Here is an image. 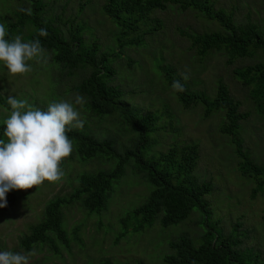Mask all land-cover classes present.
Segmentation results:
<instances>
[{"label":"rangeland","instance_id":"1","mask_svg":"<svg viewBox=\"0 0 264 264\" xmlns=\"http://www.w3.org/2000/svg\"><path fill=\"white\" fill-rule=\"evenodd\" d=\"M29 1L0 0V23L9 30V25L16 21L14 13L29 8ZM210 1L214 9L231 14L236 22L250 21L264 28V0ZM104 3L105 0H40L42 20H49L67 41L69 32L77 29L84 44L95 42L97 57L108 58L113 74L106 84L118 91L119 103L130 112L156 118L137 152L140 161L129 158L122 174L111 184L105 207L98 213H87L78 201L70 200L77 187V177L110 170L114 160L102 156L81 159L73 146L72 155L61 164L65 175L60 181H45L24 194L11 190L15 196L13 205L0 210V251L35 250L30 264H101L103 261L164 264L162 257L170 253V241L185 235L196 245L209 226L238 242L236 248L248 257V264H264V184L257 189L259 179L238 172L235 147L220 131L226 124L224 113L214 111L204 117L199 104L183 108L163 72L168 70L171 80L180 78L188 92L202 93L209 99L215 96L218 84L224 85L229 97L237 103V112L247 115L238 122L235 131L240 152L252 163L264 166V104L260 107L253 97L252 84L244 83L234 74V70L256 59L247 57L228 62L224 55L215 52L198 57L186 35L210 33L217 26L196 11L180 10L176 6L150 12L135 31H126L121 36L120 30L102 12ZM31 30L26 24L19 32L8 31L9 39L20 35L26 42ZM27 63L32 67L31 72L12 75L0 62V98L6 102L5 107L0 105V125H4L11 113L6 100L9 95L27 99L42 110L52 102H74L77 93L73 88L90 72L88 67H81L69 73L53 64L48 52L46 62ZM185 72L189 76L187 81L181 75ZM76 107L85 124L82 130H73L110 142L119 154L125 150L135 152L136 136L118 114H95L87 102ZM190 144L197 146L191 174L211 187L201 198L206 213L194 209L183 222L168 227H162L159 218H155L149 226L133 231L137 221L123 220L150 192L138 166L154 162L169 148ZM54 198L70 200L60 208L66 245L51 238L53 248L36 244L28 251L23 250L19 240L28 234L30 226L43 219L44 206ZM122 231H125L123 235Z\"/></svg>","mask_w":264,"mask_h":264},{"label":"trees","instance_id":"2","mask_svg":"<svg viewBox=\"0 0 264 264\" xmlns=\"http://www.w3.org/2000/svg\"><path fill=\"white\" fill-rule=\"evenodd\" d=\"M29 2L32 14L28 15L23 11L15 12V24H10L8 31L17 29L19 32L28 24L32 30L28 33L26 42L39 39L50 54L53 64L69 73L81 67H88L89 74L77 82L73 88L74 91L87 98V106L95 114H118L122 123L136 136L133 147L135 152L125 150L119 154L108 141L97 140L73 129L67 133L76 154L81 159L102 156L114 160L110 170L80 174L77 177V187L70 197V200L78 201L80 207L87 213H98L105 207L111 184L122 174L127 160L134 158L135 162L140 161L137 152L146 134L151 131L156 118L150 114L138 115L130 112L119 103L118 91L106 84V80L113 74L108 67V58L106 55L97 57L98 48L95 42L89 45L84 44L77 29L75 32H69L68 41L63 39L60 33L50 25L49 20H42L40 0ZM167 6H176L180 10L191 9L217 26V30L210 33L186 35L190 47L198 57L215 52L224 55L228 62L247 57L256 59V62L234 70V74L244 83L252 84V95L262 107L264 104V28L250 21L236 22L231 14H226L221 9H214L210 0H105L101 9L123 36L126 31H135L137 24L144 21L150 12L162 11ZM156 24H158L157 21ZM40 29H46L48 35L39 36ZM155 29L149 31L153 32ZM5 38L11 42L9 35ZM163 72L167 83L172 85L174 80H171L167 74L168 70L163 69ZM176 80L183 83L180 78ZM176 98L185 109L189 106L201 105L204 117L214 111L224 113L226 124L220 128V131L230 138L235 147V153L239 157L238 172L243 176L259 179L257 189H260L264 184V166L256 165L248 160L240 152V145L235 137L238 122L245 119L247 115L237 112V103L229 97L225 86L218 84L212 99L202 93H190L187 87L182 93L176 92ZM0 105L6 106L2 98H0ZM5 127V124L0 125V139L6 140ZM196 159L197 146L190 144L169 148L154 162L139 165L138 169L144 174L146 183L150 186V192L146 200L133 208L123 221L136 220L137 224L132 230L138 231L142 226H149L155 218H159L162 227H168L183 222L194 209L205 214V203L201 201V198L210 191L211 187L192 176ZM31 189L17 190L24 194ZM70 200L54 198L46 203L43 219L30 226L28 234L19 240L23 250L28 251L36 244H46L53 248L51 238L66 245L65 232L61 227L60 208ZM6 201L7 206L0 210L13 205L15 196L11 191L6 193ZM262 220L264 222V213ZM124 233L125 231H122L121 235ZM237 243L229 236L223 237L212 227L207 226L201 235L200 242L196 245L185 235L170 241L168 243L170 253L164 255L162 261L164 264H248V257L241 255L236 248ZM101 264L111 263L103 261Z\"/></svg>","mask_w":264,"mask_h":264},{"label":"clouds","instance_id":"3","mask_svg":"<svg viewBox=\"0 0 264 264\" xmlns=\"http://www.w3.org/2000/svg\"><path fill=\"white\" fill-rule=\"evenodd\" d=\"M20 11L32 14L31 7ZM8 35L6 25L0 23V62L10 74L31 72L28 61L46 62L47 50L39 39L24 42L22 36L16 35L10 42L5 38ZM47 35L46 29L39 30V36ZM181 75L184 81L188 80L186 72ZM171 87L176 92L186 91L180 80H174ZM6 100L11 113L3 121L7 139H0V208L7 206L6 193L13 189L27 190L64 177L61 164L73 152L67 133L71 129H83L85 121L76 106L87 102L86 97L76 94L74 102L60 100L42 110L29 104L27 99L9 95ZM35 255V250L0 251V264H30V258Z\"/></svg>","mask_w":264,"mask_h":264}]
</instances>
